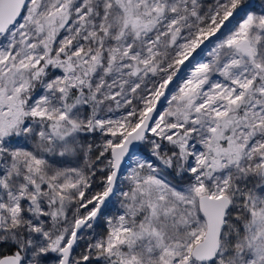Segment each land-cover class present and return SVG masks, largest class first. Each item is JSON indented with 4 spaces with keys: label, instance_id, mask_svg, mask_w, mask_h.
Segmentation results:
<instances>
[{
    "label": "snow or ice",
    "instance_id": "snow-or-ice-1",
    "mask_svg": "<svg viewBox=\"0 0 264 264\" xmlns=\"http://www.w3.org/2000/svg\"><path fill=\"white\" fill-rule=\"evenodd\" d=\"M0 264H264V0H0Z\"/></svg>",
    "mask_w": 264,
    "mask_h": 264
}]
</instances>
